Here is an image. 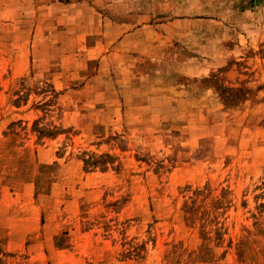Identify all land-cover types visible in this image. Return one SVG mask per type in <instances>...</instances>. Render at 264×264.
Wrapping results in <instances>:
<instances>
[{
  "label": "rangeland",
  "instance_id": "rangeland-1",
  "mask_svg": "<svg viewBox=\"0 0 264 264\" xmlns=\"http://www.w3.org/2000/svg\"><path fill=\"white\" fill-rule=\"evenodd\" d=\"M0 264H264V0H0Z\"/></svg>",
  "mask_w": 264,
  "mask_h": 264
}]
</instances>
